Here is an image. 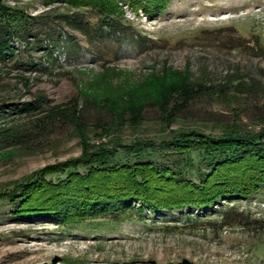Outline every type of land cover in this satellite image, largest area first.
<instances>
[{"label": "rangeland", "instance_id": "1", "mask_svg": "<svg viewBox=\"0 0 264 264\" xmlns=\"http://www.w3.org/2000/svg\"><path fill=\"white\" fill-rule=\"evenodd\" d=\"M162 4L159 13L146 17L118 0L124 25L114 33L99 29L94 11L73 10L62 1L0 0L1 7L18 14L11 21L0 18V28L9 33L0 56V195L32 171L78 156L72 112L90 127L87 136L96 143L92 135L98 134V125L116 121L102 104L152 76L176 86L185 76L204 93L178 110L168 127L158 124L154 108L144 109L135 130L115 125L113 136L123 145L149 142L152 162L193 184L204 171L201 158L194 151L177 155L164 150L159 141L174 131L217 136L229 124L249 132L264 127V0ZM84 23V31L72 28ZM60 176L47 179L55 182ZM231 207L245 217L244 224H231L234 212L226 213ZM11 212L2 198L0 264H62L64 259L82 264H264V187L249 198L227 199L204 211H143L142 221L130 215L116 223L105 216L94 228H58L48 217ZM219 212L226 213L221 229ZM185 215L196 222H182Z\"/></svg>", "mask_w": 264, "mask_h": 264}, {"label": "trees", "instance_id": "2", "mask_svg": "<svg viewBox=\"0 0 264 264\" xmlns=\"http://www.w3.org/2000/svg\"><path fill=\"white\" fill-rule=\"evenodd\" d=\"M57 1L73 10L86 8L94 11L99 29L107 32L118 33L124 25L115 6L118 0ZM164 1L125 0L134 10L141 9L146 17L159 13ZM14 14L0 5V18L11 21L15 19ZM58 19L61 22L65 20L64 17ZM79 26L76 24L72 28L84 31L87 25ZM0 33L2 56L9 33L1 28ZM164 78L152 76L145 83L122 88L109 105L101 102L116 121L113 120L111 125H98V134L92 135L96 143H91L87 136L90 127H85L78 115L72 112L69 120L77 129L80 153L69 160L45 165L11 184L9 191L0 195V200L5 199L12 207L11 214L48 217L58 228L71 229L77 224H89L94 228L105 216L116 223L130 215L142 221L143 211L149 215L157 212L170 215L185 208L204 211L227 199L249 198L263 188L264 127L249 132L229 124L217 136L189 130L174 131L167 140L159 141L164 150L174 151L177 155L194 151L201 158L204 171L199 173L194 184L170 168L152 162L149 158L154 146L149 142L134 140L123 145L117 136H113L115 125L135 130L142 121L144 109L154 108L158 124L168 127L175 121L174 114L178 110L188 107L204 93L196 83L184 80L185 76L180 79L179 86ZM262 96L264 98V93ZM102 137L107 139L106 142L100 140ZM57 175L61 178L55 182L47 179ZM227 211L234 212L231 224H244L245 217L241 213H236L232 207ZM226 213L219 212L217 224L220 229L226 227ZM186 221L196 222L188 215L182 220ZM250 224L260 225L257 221ZM61 261L62 264H82L79 260Z\"/></svg>", "mask_w": 264, "mask_h": 264}]
</instances>
